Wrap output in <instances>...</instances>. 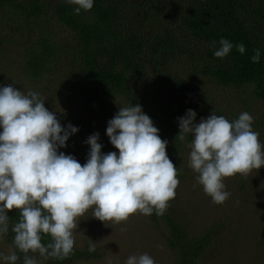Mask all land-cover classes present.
I'll return each mask as SVG.
<instances>
[{"label": "trees", "instance_id": "1", "mask_svg": "<svg viewBox=\"0 0 264 264\" xmlns=\"http://www.w3.org/2000/svg\"><path fill=\"white\" fill-rule=\"evenodd\" d=\"M75 7L67 0H0V46L19 52L23 62L18 68L23 69L26 83L35 84L36 92H47L51 82L59 81L69 87L72 101L79 98V108L58 118L63 126L71 123L79 129L64 148L81 164L90 151L85 141L93 133H99L101 151H110L103 133L109 108H117L118 102L139 103L151 117L160 137L168 141L169 158L181 170L180 182L187 178L183 154L192 137L175 139L177 118L188 109L197 113V123L212 112L230 121L239 117L234 110L223 114L203 84L249 91L260 102L264 120V0H94L93 8L79 15ZM54 24L61 27L60 34L51 29ZM221 38L234 45L223 59L209 47L216 41L219 48ZM241 42L243 54L235 47ZM253 49H260L258 63L251 60ZM54 89L49 94L66 92L60 86ZM8 215L11 223L19 221V211ZM183 216L171 200L163 216L153 212L150 218L166 228L167 244L175 254L173 264H208L220 224L217 231L207 227L190 233ZM258 219L264 222V209ZM13 238L10 224L0 241L5 239L15 250ZM49 241L50 236L43 238L45 244ZM88 247H75L74 254L64 260L30 255L46 264L100 259V249L89 252ZM258 252L262 256L264 245ZM17 254L21 257L17 264H23V254L18 250ZM224 255L223 250L215 255L219 259L212 264L257 262ZM260 263H264L261 258Z\"/></svg>", "mask_w": 264, "mask_h": 264}, {"label": "clouds", "instance_id": "2", "mask_svg": "<svg viewBox=\"0 0 264 264\" xmlns=\"http://www.w3.org/2000/svg\"><path fill=\"white\" fill-rule=\"evenodd\" d=\"M74 13L90 11L94 0H67ZM212 41L214 56L225 58L233 43L226 38ZM241 54L245 46L235 45ZM251 60L260 61V49H253ZM188 109L178 117L175 139L189 134V167L198 175L196 182L215 204L231 195L225 178L248 176L264 167V143L253 130L254 117L247 111L229 120L212 112L196 121ZM106 134L118 150L103 153L99 133L90 135L87 160L59 151L79 129L63 126L45 99L36 91L25 93L8 84L0 87V238L14 233L15 250L0 254L6 264H38L41 258L64 260L74 254L75 235L80 218L89 210L106 225L126 223L133 215L163 216L176 196L180 171L169 158L168 141L159 135L142 106H120L107 122ZM196 187V184L193 185ZM19 211V221L11 223L10 211ZM121 231L126 229L121 228ZM50 236L48 243L43 242ZM89 252L96 251L90 241ZM125 264H156L148 253L130 255Z\"/></svg>", "mask_w": 264, "mask_h": 264}, {"label": "rangeland", "instance_id": "3", "mask_svg": "<svg viewBox=\"0 0 264 264\" xmlns=\"http://www.w3.org/2000/svg\"><path fill=\"white\" fill-rule=\"evenodd\" d=\"M51 29L56 34L61 32V27L57 24L52 25ZM22 60L19 52L16 53L9 47L0 46V68L4 70L0 79V87L14 84L24 92L38 90L35 84L30 86L25 82L23 69L18 68V65L23 62ZM51 83L53 86L51 89L38 93L45 99V106L50 111H54L57 117H61L62 114L68 117L77 106L80 107L81 102L79 98L73 99V101L70 99L71 91L67 85H60L59 81ZM56 86H60L64 90L63 92H66L63 94L58 91L55 94H49ZM203 86L207 94L224 110L223 114L230 110H234L238 115L244 111L249 112L254 117L253 130L260 134L259 139L264 143V120L260 111L261 104L250 96L249 91L239 92L236 88H222L214 83H206ZM116 106L117 108H109V120L118 112L120 106L125 105L118 102ZM103 137L109 142V150L118 152L110 143L106 129ZM63 148H60L59 151L66 153L67 150ZM189 153L188 144L183 154L187 178L185 181H181L176 189L172 205L184 214L185 223L188 227L191 226L190 233H197L207 227H216L217 231V223L220 224L215 236L216 240L212 244V256L209 263L212 264L213 260H218L219 257L215 255H219L223 250L225 251L224 256L233 260L236 256H245L257 260L256 264H261L260 258L263 262L264 253H262V258L258 249L259 246L261 248L264 245V235L263 233L259 234L264 231V222L258 221V215L264 209V167L258 171L254 170L248 176L237 174L225 178L226 190L231 195L223 204H215L211 197L204 193L203 186L196 182L198 174L189 167ZM194 184H196L195 188ZM92 215V210H89L80 218L79 228L74 232L75 247H87L92 241L96 248L100 249L101 257L97 260L77 261L75 264H125L130 255L142 253H148L155 259L156 264L174 263L175 254L167 244V230L163 224H157L151 220L150 215L137 214L131 216L126 223L106 222L108 225ZM220 220L221 222H218ZM121 228L126 231L122 232ZM9 249H13L12 246L2 239L0 254H9ZM245 260L248 263V260ZM37 261L38 264H46L42 259ZM0 264H6V262L0 259Z\"/></svg>", "mask_w": 264, "mask_h": 264}]
</instances>
